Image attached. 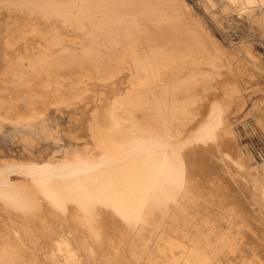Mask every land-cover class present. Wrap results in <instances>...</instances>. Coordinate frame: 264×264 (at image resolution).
<instances>
[{
  "label": "rangeland",
  "instance_id": "obj_1",
  "mask_svg": "<svg viewBox=\"0 0 264 264\" xmlns=\"http://www.w3.org/2000/svg\"><path fill=\"white\" fill-rule=\"evenodd\" d=\"M43 1L0 0V113L5 115L0 123V168L43 158H87V151L106 152L95 134H104L108 117L107 123L119 118L118 129L138 120L155 124L159 131L164 127L166 133L174 132L176 138L168 140H173L175 151L180 150L176 151L180 162L168 168L167 162L161 161L134 183L111 182L102 194L62 185L41 193L22 171L9 170L0 187V237L5 242L10 237L15 240L14 263L181 264L190 250L189 257L197 262L206 264L212 259L214 264H243L238 255H227L224 245L231 236H244L245 241V235L246 243L254 240L251 244L257 243V252H264L260 222L264 219V0H244L246 10L222 0H126L137 16L130 42L147 49L197 47L199 58L205 50L209 56L217 51L222 54L221 62L227 64L215 69L216 81L203 76L170 91V101L173 95L178 100L193 95L195 101L185 102L188 116L170 112L165 123L148 105L106 114L113 101L136 83L133 74L116 66L118 55L129 42L123 34L128 25L120 24L119 47L106 39L96 43L89 22L70 26L54 15L45 19ZM99 1L104 12H125L120 0ZM165 11L171 14V21L162 20ZM72 12L81 22L79 9L74 7ZM33 24L44 38L54 33L63 42L53 47L49 66L32 69L31 61L48 54L46 42L32 33ZM7 40L19 49L10 48ZM163 73L165 81L173 74L171 70ZM144 76L150 79L151 75ZM198 81H202L200 87ZM157 90L160 93L162 88ZM213 105L218 108L219 122L210 135L196 139V126ZM29 107L44 114L30 121L18 120L14 112H28ZM170 239L181 247L170 250ZM213 251L218 252L217 260Z\"/></svg>",
  "mask_w": 264,
  "mask_h": 264
},
{
  "label": "bare ground",
  "instance_id": "obj_2",
  "mask_svg": "<svg viewBox=\"0 0 264 264\" xmlns=\"http://www.w3.org/2000/svg\"><path fill=\"white\" fill-rule=\"evenodd\" d=\"M8 1H10V0H8ZM77 1L78 0H71L70 2H62V1H57V0H44L41 8L46 13L45 15L48 16V17H45V19H49V15H54V16H57L58 18H60L64 25L68 24L70 26H73L74 24L81 26V25H84L87 22H89L92 26V29L89 30V33L92 35L93 40L96 43H101L102 41H104L106 39L108 41H111L114 44L115 48H117V46L119 45L118 37H119V34L121 33L120 31H122L120 24L126 23L128 25L127 29H123V34L125 36V39L128 40L129 42H127L125 44L126 46L122 49V52L118 55L116 66L118 67L119 70L123 69V71H125L124 70V68H125L128 70V72H129L128 74H133L135 76L134 79H135L136 83L132 86H130L131 85L130 84L128 86V90L126 89L127 91L124 94V96L117 97L113 101L112 110H109L110 112H106V114L108 116H112L113 113L115 112V110H118V109H121V108H124L127 106H131V107L143 106L144 107V105H146V106L148 105V107L150 106L149 108L153 109L152 111L154 113L161 114L160 116L162 117V121H164V123L166 120L165 115L169 114L170 112L173 114L179 112L184 116H188L190 114V110L188 109L187 103H185V102L186 101L187 102L188 101H195L194 96L188 95L187 97L184 98V100H178L176 95H173L172 100L170 101L169 100L170 91H173V92L178 91L179 89H182V88L186 87L187 85H190V83H193L195 80H197V78L203 77V76L210 78L212 81H216L215 75L217 74V71L215 69L218 67H226V65H227V64L221 62L222 61V57H221L222 54L220 52H217V51L213 52V54L211 56H209L207 53V50H205V52L201 55L202 58H201V56L199 58L200 52H198L197 47L196 48L187 47L185 45V46H178L174 50V49L170 48V46L166 45V47H162L161 49H154V48L147 49V48L139 46L135 41L131 40L132 42H130L129 38L135 33L133 26L136 24L137 16H136V10L131 8L129 5H127L128 2L126 0H120L124 4L125 12H123L122 10L119 9V10H117L118 12L114 13V15H113V13H107V12L102 11L101 10V4H100L99 0H79L81 3L80 6L78 5ZM222 1L228 2L230 4V6L233 8L238 7L241 10H246L248 8V6L245 4L244 0H222ZM74 7H77L79 9V15L82 19L81 22L77 21L75 19V15L72 12V9ZM171 17H172L171 14L168 13V11H165L161 18H162V20L171 21L172 20ZM28 27H30V26H28ZM56 27H58V26H56ZM30 29H31L32 33H35L36 36L38 35V36L42 37V40L46 42V50L48 53L46 55V57L43 59L39 58V57H41L40 56L41 54L39 55V57L37 56L40 59L39 61H31L30 65H31L32 69H33V67L49 66V64H50L49 59L51 57H53L52 56L53 47L60 45L61 42H63L62 39H60L54 33H53L54 35L52 34L51 38H46V37L44 38L43 32L41 30H39V28L35 25ZM57 29L59 30L61 28H57ZM59 31H58V33H59ZM29 32H30V30H29ZM62 32H63V30H62ZM64 34H65V32H64ZM65 35H67V34H65ZM101 35H103L105 37L103 39L99 38ZM25 39L26 38H24V40ZM15 40H17V39H15ZM7 43H9L8 46L10 48L16 47V46L12 45L13 42H10V40H9V42L7 40ZM7 43H6V45H7ZM10 45H12L13 47H11ZM20 45H22V44H20ZM32 45H34V44H32ZM9 47H8V50H9ZM19 47H21V46H19ZM22 47H24V46L22 45ZM25 48L26 47H24V50H25ZM16 49H19L18 46L16 47ZM61 50L64 51L65 50L64 47ZM14 51H15V48L13 51H11V53ZM18 51H20V50H18ZM11 53L8 52L7 55H9ZM16 53H17V50H16ZM4 54H6V51ZM7 55H4V56L6 57ZM23 55H25V54H23ZM23 55H22V59H25V56H23ZM33 56H34V54H33ZM8 58H10V57H8ZM206 64L211 65V67L214 70L213 69L212 70L206 69V67H205V66H207ZM232 68H231V72L233 71ZM37 69L39 71H41V69L35 68L36 71H37ZM49 70H50V68H49ZM165 70H171L173 72L172 77L168 81L167 80L165 81L162 78V73ZM44 71H45V73L49 72L46 70H44ZM188 71H190L191 73H187ZM143 74H150L151 75L150 79L146 78L145 76L143 77ZM229 74H232V73L229 72ZM128 76H130V75H128ZM231 77H232V80H235V75H233V76L231 75L230 78ZM32 78H34V77H32ZM35 78H37V77H35ZM120 78H122V77H120ZM50 80L51 79H49L48 81L51 83L52 80L51 81ZM201 80L204 81L205 79L204 80L201 79ZM48 81H46V83H48ZM202 81L201 82L198 81V82H200V85H198L199 87L201 86ZM235 81H239V78L236 77ZM240 81H242V80H240ZM43 82H45V81H43ZM59 82H60V80H59ZM206 82H208V81H206ZM35 83H37V82H35ZM54 83L56 86V81ZM229 84H230V82H229ZM203 85H204V83H203ZM53 86H54V84H53ZM53 86L51 87V89L53 88ZM45 87L48 88L49 84H46ZM158 87L162 88V91L160 93L157 92ZM120 88H121V86H120ZM195 88H194V90H197ZM41 89H42V87L40 88V90ZM51 89L49 91H51ZM58 89H59V87H58ZM74 89H73V91H74ZM53 90L57 91L56 87ZM41 91H43V90H41ZM190 92H191V90H190ZM36 94H38V93H36ZM61 95H63V94H61ZM49 96L51 97L50 94H49ZM110 97H112V96H110ZM148 97H152L153 101L151 102L150 99L147 100ZM51 103H53V102H51ZM208 105H210V104L208 103ZM208 105L206 104V106H208ZM31 108H30V110H28V112H22V113L21 112H14V114L16 115V118L18 120L21 119V120H27V121H30L32 118L38 117V116H41L44 114L43 113L44 111L40 112L41 110H36V109L34 111L33 108L32 109ZM204 110H206V109L204 108ZM116 112H118V111H116ZM205 112H206L205 116L203 115L202 118L199 117L202 120L198 122L199 124L197 123L198 126L195 125L197 127L195 134H194L195 138L197 137L196 139H201L204 136L210 135L211 132L215 129V127L217 126V124L219 122V111H218V108L216 105L210 106V108L209 109L207 108V110ZM1 113H0V123H1V120L5 118V117H3L5 115L4 114L1 115ZM203 113L204 112L201 111V114H203ZM99 117H101V116H99ZM110 120H111V117H110ZM110 120H109V117L106 118L107 122ZM118 121H119V118H118ZM118 121H115V122L112 121L113 123L112 122L111 123H107V122L105 123V125H104L105 128L103 127L104 131H102L105 134V136L102 133H100L102 135L98 134L99 132L96 133L97 135L95 134L96 139L98 140V143L100 145L99 147L103 148V146H104L107 149V150H104L106 152H102V151L97 150L95 152L89 153L87 151V153L89 154L87 158H83L81 156L73 157V158H59V159H54V160L43 158L39 161L38 160L30 161L27 164L10 165V166L4 167V168H0V187H3L4 184L6 183L8 173H9L8 171L13 170V168H14L16 170L22 171L30 179V182L32 183V185L34 187L39 186L42 190L41 193L48 190L49 187H52L55 189L56 185H62L65 187L72 186L76 189V191H86V192H92V193L100 192V194H102L104 191L103 188L109 186L111 182L121 183L124 185L129 184V183H134L135 180L137 178H139L140 176L144 175V173L146 171H149V170L153 171L161 163V161H166L168 168H172V167L179 165L180 158L178 157L179 155L176 152L178 150L175 151L174 148L172 147L173 146L172 145L173 140H170V141L168 140L169 137L176 138V136L173 135L174 132L173 133L171 132L172 134L171 133L168 134L165 132L164 127L162 128V131H159L160 130L159 128L155 129L156 127H153V126H155V124L153 126L151 123H150L151 126L147 125L149 123L148 120L146 121V122H148L146 124L145 123H139L137 120L138 123L136 121H134L133 123H130V125L126 124V126L121 128L123 125H125V124H122V126L118 129L117 128V126L119 124ZM173 121H175V120H173ZM101 123H99V124H101ZM263 126H264V123H263ZM100 128H101V125L99 126V129ZM101 130H102V128H101ZM170 130H171V128H170ZM195 138L193 137V140H195ZM208 142H211V141L208 140ZM175 143H177V142H175ZM203 144H204V142H203ZM206 144L207 143H205L204 145H206ZM208 145H209V143H208ZM37 191H39V194H40V190H37ZM232 202H233V200H232ZM255 217H256V215H255ZM260 218H261V216H260ZM261 219H263V218H261ZM263 220H260V222L261 221L263 222L262 226L264 227V221ZM250 222H251V220H250ZM259 224H260V226H258V227H261V223H259ZM256 225H255V227H256ZM258 227H256V228H258ZM261 230H263V229H261ZM239 233H242V232L239 231ZM253 233H256V232H253ZM245 234H246V232H245ZM13 236L16 237L14 234H13ZM245 236L248 238L247 235H245ZM253 236H257V235L255 234ZM236 237L231 236L229 239L225 240L224 247L227 248L229 251V254H227V255H230V256H232V255L237 256L238 255L237 257L240 258V260L243 264H264V255H262V253H264V252L261 253L260 250H259V253L257 252L256 247H255L257 243L254 245H252L253 243L251 244V242H253L254 240H252L249 244V242L246 243L247 238L245 240L246 242L244 241V238H243L244 236L239 238V239H238V236H236ZM259 237L260 236H258V238ZM263 238H264V236H263ZM1 239L2 238L0 237V240ZM12 240L13 239L10 237L8 240L9 242H5L3 240L0 241V264H15L14 260L17 256V251H16L15 240H13V241ZM173 240L174 239H170V242L168 244L170 250H172V251L176 248L181 247L178 243L173 242ZM258 240H261V239H258ZM263 240H261V241L263 242ZM56 250H59V246H56ZM189 251L186 252V255L182 257L181 264L182 263H185V264H198V263L199 264H205V262L201 263V262H197L196 260L191 259L188 255ZM261 251H263V250H261ZM213 252H214V254H212L213 258H216V260H217L218 259L217 258L218 252H216V251H213ZM52 254H53V252H52ZM60 254H62V253H60ZM210 255H211V253H210ZM236 256H234V257H236ZM31 260L34 261L33 259H31ZM228 260L230 261L229 258H228ZM27 261H29V260H27ZM61 263L62 262H58V264H61ZM206 264H214V263H213V260L211 259V261L206 263ZM216 264H217V262H216ZM230 264H233V263H230Z\"/></svg>",
  "mask_w": 264,
  "mask_h": 264
}]
</instances>
